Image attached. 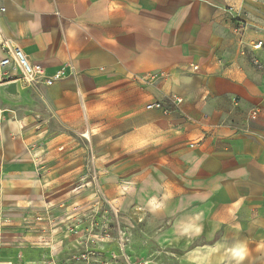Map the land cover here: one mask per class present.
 <instances>
[{
    "label": "crops",
    "instance_id": "1",
    "mask_svg": "<svg viewBox=\"0 0 264 264\" xmlns=\"http://www.w3.org/2000/svg\"><path fill=\"white\" fill-rule=\"evenodd\" d=\"M2 4V38L65 78L0 68V264H105L65 230L97 209L177 264H264V0Z\"/></svg>",
    "mask_w": 264,
    "mask_h": 264
},
{
    "label": "rangeland",
    "instance_id": "2",
    "mask_svg": "<svg viewBox=\"0 0 264 264\" xmlns=\"http://www.w3.org/2000/svg\"><path fill=\"white\" fill-rule=\"evenodd\" d=\"M71 210L74 215L80 212L77 207H72ZM112 213L97 209L76 215L70 219L80 224V229L72 231V227L68 226L65 230L80 235L81 240L90 242L92 246L110 245V249L104 250L105 264H177L174 256L163 251L132 247L127 232L128 228L132 231V227L120 224Z\"/></svg>",
    "mask_w": 264,
    "mask_h": 264
},
{
    "label": "built area",
    "instance_id": "3",
    "mask_svg": "<svg viewBox=\"0 0 264 264\" xmlns=\"http://www.w3.org/2000/svg\"><path fill=\"white\" fill-rule=\"evenodd\" d=\"M5 13V7L0 0V49L4 53V57L0 59V68H8L9 71L17 75L18 81L23 85L29 86L42 82L46 87H50L53 84L61 81L65 78L62 72H57L52 76L46 74V70L39 64L29 61L25 53L10 40L2 38L1 32V20ZM245 30V26L237 25L236 34L242 35ZM262 43L259 42L253 46V49H259ZM173 105L180 103L179 99L172 100ZM147 110L157 109L165 111L163 105L160 102L148 104ZM166 112V111H165ZM256 111L251 113V117H255Z\"/></svg>",
    "mask_w": 264,
    "mask_h": 264
}]
</instances>
